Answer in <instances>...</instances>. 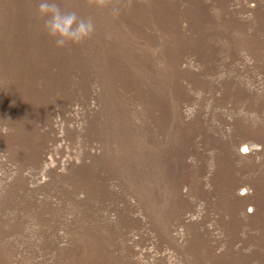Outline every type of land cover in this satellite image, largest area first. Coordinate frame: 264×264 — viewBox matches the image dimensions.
I'll use <instances>...</instances> for the list:
<instances>
[{
  "label": "rangeland",
  "instance_id": "obj_1",
  "mask_svg": "<svg viewBox=\"0 0 264 264\" xmlns=\"http://www.w3.org/2000/svg\"><path fill=\"white\" fill-rule=\"evenodd\" d=\"M57 3L0 0V264H264V0Z\"/></svg>",
  "mask_w": 264,
  "mask_h": 264
},
{
  "label": "clouds",
  "instance_id": "obj_2",
  "mask_svg": "<svg viewBox=\"0 0 264 264\" xmlns=\"http://www.w3.org/2000/svg\"><path fill=\"white\" fill-rule=\"evenodd\" d=\"M36 15L42 21V30L57 48L79 44L94 31L90 19L79 18L75 11H62L57 0H37Z\"/></svg>",
  "mask_w": 264,
  "mask_h": 264
}]
</instances>
